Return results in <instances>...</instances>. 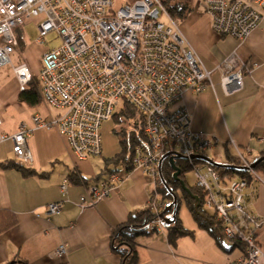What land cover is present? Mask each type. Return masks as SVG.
<instances>
[{
  "label": "built area",
  "instance_id": "obj_1",
  "mask_svg": "<svg viewBox=\"0 0 264 264\" xmlns=\"http://www.w3.org/2000/svg\"><path fill=\"white\" fill-rule=\"evenodd\" d=\"M162 1L135 0L114 11L113 0H0V67L10 63V55L18 47L12 29L23 25L25 18L44 15L37 43L47 33L56 32L60 45L42 54L36 74L21 58L12 65L19 91L36 82L42 103L61 111L50 120L32 117L34 128L55 129L73 156L85 161L101 155V125L117 108L120 111L123 102L130 103L141 115L147 142L146 147L135 148L133 170L145 172L157 182L158 161L171 152L168 148L186 157L194 185L205 194L204 209H211L222 223L225 238L242 245L240 257L231 264H264V253L255 236L264 219L247 211L237 196L244 181L222 184L210 165L193 164L196 160L191 156H205L218 142L192 131L189 112L181 105L188 91H215L218 87L225 95H229V88L238 92L243 86L242 63L233 54L211 66L205 64L173 24ZM202 7L212 18L215 33L241 41L258 26L264 0H202ZM161 14L171 22L170 27L158 21ZM31 131L20 123L15 134H0V142L10 140L15 158L25 165L32 164L27 145ZM226 144L246 176L264 183V171L252 170L246 159L252 150L243 149L244 155L230 140ZM118 181L119 174L114 171L91 180L79 206L95 205ZM69 185L67 177L60 183L62 200ZM62 203L46 205L45 217L58 215ZM63 254V246L54 252L56 257Z\"/></svg>",
  "mask_w": 264,
  "mask_h": 264
},
{
  "label": "crops",
  "instance_id": "obj_2",
  "mask_svg": "<svg viewBox=\"0 0 264 264\" xmlns=\"http://www.w3.org/2000/svg\"><path fill=\"white\" fill-rule=\"evenodd\" d=\"M261 14L258 26L241 41L215 33L205 13L195 11L180 23L181 33L205 64L211 66L234 54L243 66V88L232 96L223 95L219 88L217 97L211 88L183 94L181 105L189 112L191 130L213 137L228 152L231 147L227 140L238 148H257V157L264 155V11ZM19 37L21 55L11 54L17 58L16 62L10 59L11 65L22 58L36 74L43 52L37 50L35 42L26 44ZM12 75L7 83L0 80V134L11 136L17 132L18 121L25 123L32 130L27 138L32 164L27 166L48 175L25 178L14 170L0 169V210H8L17 218L13 228L0 234V264H122L121 256L113 249V234L131 214L151 206L149 197L157 182L145 172L132 169L127 174L120 173L122 180L116 189L93 206H79L80 197L86 195L82 183H70L62 200V180L71 171L84 175L77 167L66 164L70 151L64 138L55 129L34 128L32 121L37 115L50 120L61 111L42 102L34 107L21 103L19 85ZM209 154L204 155L214 162L221 156L211 149ZM8 160L20 162L10 140L0 142V163ZM247 195V209L264 219V187L248 188ZM58 201L63 202L61 212L45 217L44 207ZM190 231L192 237H182L174 245L168 243L164 230L137 238L133 246L136 264H231L239 257L240 250H236L238 255L233 260L218 249L207 232L194 228ZM255 236L264 253V226ZM60 246L64 254L56 257L54 252Z\"/></svg>",
  "mask_w": 264,
  "mask_h": 264
},
{
  "label": "trees",
  "instance_id": "obj_3",
  "mask_svg": "<svg viewBox=\"0 0 264 264\" xmlns=\"http://www.w3.org/2000/svg\"><path fill=\"white\" fill-rule=\"evenodd\" d=\"M162 3L166 11L171 16L177 14L179 17L182 18L185 16L188 10L186 3L177 2L170 5V0H164L162 1ZM17 38L19 41L21 40L20 37L17 36ZM18 100L29 107L39 105L42 101L37 83H31L28 88H26L24 91H20L18 95ZM111 118L117 122H120L119 119L123 118V122H126L128 124V127L130 128H128V131L126 130L123 133V139L119 140V152L116 153L113 157L104 161L105 167L99 175L93 178L94 181H97L101 177V175L105 173L113 171H121L125 173L131 171L133 169V158L135 148H144L147 144L146 137L143 132L141 115L132 107L130 103L126 101L123 102V106L120 111L116 112ZM116 135H118V132H116ZM201 163L205 162L201 160H196L193 162V164ZM223 164H225L224 168H216L210 165L214 170L219 173L222 184H227L232 179L245 178L247 172L243 169H240L239 166H237L236 164V160L229 154L227 155V161L223 162ZM111 165H113L114 169L109 168V166ZM175 166L180 171L179 178L183 180L184 185L189 188L192 195L198 197L200 207L197 211L194 210V200L184 190H182L180 184L177 181L173 180V171L171 170L167 159H163L160 165L162 180L177 198V205L174 211V222L170 226L165 227L163 225V222L159 218V214L162 212V210L159 211L158 208V210L154 212L151 206L139 210L134 214H131L126 223L121 224L117 227L112 239L113 249H115V251L121 256L122 264H136V256L133 251L134 241L139 237L146 235L149 236L156 232H159V228H161L162 231H165L166 239L171 245H174L182 237L193 236V232L185 229L177 216L180 203L185 204L187 210L190 213L191 218L197 224L198 228L202 229L210 235L218 249H220L225 254H231L236 248L241 249L239 243H236L232 246H227L226 244H224V236L222 234V223L217 220L213 213H209L203 207L205 198L204 192L198 189L195 185L189 186L185 182L184 174L189 169L192 170V166L189 165V163L185 160H177L175 162ZM0 169L14 170L25 178L37 175L45 177L48 175L46 173H37L35 170L31 169L27 165L14 160H8L0 163ZM256 169L258 171L264 170V161L259 163L256 166ZM66 177L71 184L82 183L86 186L91 181L89 179L81 177L76 171H71ZM156 184L158 186L155 197L159 196V205H166L171 202L172 194L168 192L167 188L164 187L159 178ZM200 214H203V216H201ZM170 215L171 213L165 214L166 217H169ZM16 224L17 218L14 213L8 210H0V234L10 230ZM21 263L25 264L24 262ZM6 264H16V262L11 261L7 262Z\"/></svg>",
  "mask_w": 264,
  "mask_h": 264
},
{
  "label": "rangeland",
  "instance_id": "obj_4",
  "mask_svg": "<svg viewBox=\"0 0 264 264\" xmlns=\"http://www.w3.org/2000/svg\"><path fill=\"white\" fill-rule=\"evenodd\" d=\"M134 1L135 0H113L112 9L114 11H116L121 6H124L125 4H131ZM177 2L178 3H186L187 4L188 10H187L185 16L181 18L177 14H174L173 16H171L168 13V15H169L171 21L173 22V24L174 25H177L179 31L181 32V30H180V23L189 14H192L195 11H197V12H199L201 14H204L205 13V10L202 7V0H170V5H172L174 3H177ZM205 15L209 16L208 13H205ZM43 20H44V15H42V14H40L39 16H36V17L25 18L23 25H19L20 27L19 26H16V27H14L12 29V33L14 34V36H15V38L17 40V43H18V47H17V49H16L15 52L18 53L19 56L21 55L19 53L20 52L19 51V49H20V46H19L20 41L17 38V36L19 37V35L22 37L23 41L26 44H29L31 42H35L36 43L37 50H40L43 53L46 52V51H48V50H50V49L56 48V47H58L60 45L61 39L58 37V35L56 34V32H49V33H47L44 36L42 42L41 43H37V39L39 37V35H38V26L40 25L41 22H43ZM210 20H212L211 17H210ZM158 21L161 22L165 27H170L172 25L171 22L168 19H166L162 14L159 16ZM260 21L261 20H259V23H260ZM211 27H212V23H211ZM18 32H20L19 35H18ZM182 36L185 38V36L183 34H182ZM219 36H221V35H219ZM224 36H229V35H224ZM232 37L235 38L236 40H239L240 41V39H238L237 37H234V36H232ZM33 49L35 51H37L34 47H33ZM232 55L233 54H230V55L226 56V58L227 57H230ZM10 59L13 60V61L15 60L14 62L17 61V58H16L15 55L11 56ZM40 59H41V57H40ZM237 59L239 60V62H241V60L239 58H237ZM38 63H39V60H38V58H36L35 59V64L38 65ZM29 64H30V62H29ZM30 67H31V64H30ZM11 70H12L11 61H10V63L8 62V63L4 64V66L0 67V78H1L0 80H2L3 83H7L9 81V79L12 78L13 71H11ZM33 74H34V72H33ZM242 75H243V73H242ZM36 81L39 83V77H36ZM242 88H243V86H242ZM231 89L232 88H229L228 90H226V93H229V95H225L221 89H219V90H220V93H222L225 96H232V95H234V94H236V93H238V92L241 91V89H240L238 92L235 91V90H234L235 91L234 92ZM212 93L214 94V96L217 97L216 89ZM118 110L119 109L117 108L115 110V112H118ZM122 119L123 118H120L119 119L120 122H117L114 119L110 118L109 120L105 121L101 125V129H100L99 133L101 135V140H102L103 147H102V152H101V155L100 156H98L96 158L95 157H89L86 161H78L73 156V154L70 152L69 153L70 156L68 155L66 164L68 166H75V167H77L81 171V173L84 175V177H86L87 179H92L93 178L92 176H94L95 174H98L101 170L104 169V167H105L104 161L106 159H109V158L113 157L116 153L119 152V148H120V142H119V140H122L123 139V133L126 130L128 131V128H130V127H128V124L126 122H123L124 119L123 120ZM20 123H22V121H18V125ZM116 132H118V135L119 134L120 135L119 136L116 135ZM232 145H235V144L232 142ZM246 148H248V147H245L244 149H246ZM171 149H173V148H168L167 151H172ZM210 149L211 150H215V151H219L221 153L220 158H217V162H219V161L226 162L227 161V155L228 154L232 157L231 152L230 151L228 152V150L226 149V147L225 146H222L221 144H217V145L213 146ZM210 149L206 151V155H210L209 154L210 153ZM237 149L240 150L245 155V152L242 151L243 148H237ZM256 157H257V148L255 150V148L253 147L251 153H249L246 156V159H247L248 162L251 163L253 160H255ZM206 164H208V163H206ZM109 168L114 169L113 168V165L109 166ZM252 170H254L256 172L258 171L256 168L255 169H252ZM260 171H264V170H260ZM117 173L119 174V181L115 184L114 189H116L117 184H119V182L122 180V176L120 175V173H122V172L119 171ZM127 173L128 172H125V174H127ZM184 175H185V182L187 183V185L194 186L193 171L191 169H189ZM232 180H234L235 183H236V181H244L245 186L243 188H241L239 190L238 194H237V196H239L243 200V202H246L249 199V196L247 195L248 188H254L256 186H263L264 187L263 181L262 180L261 181H258V178L257 177H255V178H249L248 176L245 175V178L244 179H242V178L241 179L240 178H236V179H232ZM250 180H253L254 183L252 184ZM87 186H90V185L87 184L86 187ZM111 192L106 197H108L111 194ZM155 195L156 194L151 195L149 197V202H148L151 205L152 210L154 212H156L158 210V208H159V211L160 210H163V207L165 206V205H159V201H158L159 200V196H156L155 197ZM245 207H246V205H245ZM246 210L247 211H250L252 213V210H248L247 207H246ZM207 211L209 213H213L211 209H208ZM177 216L180 219L181 224L183 225V227L185 229H187V230L189 229L190 230L191 228H194L195 230H199L197 224L191 218L190 213L187 210V208H186V206H185L184 203H180ZM159 229L162 230L161 228H159ZM200 230H202V229H200ZM212 241H213V239H212ZM223 241H224V244H226L227 246H232V245H235L237 243L236 242L237 241L236 239H234V241H233V240L227 239L225 237L223 238ZM257 245L259 246L258 241H257ZM240 246H241V249L236 248V249H234V251L230 255L228 254V256H230L231 259L234 260L237 257L238 251H236V250H240V255H241L242 245H240ZM240 255H239V257H240Z\"/></svg>",
  "mask_w": 264,
  "mask_h": 264
},
{
  "label": "water",
  "instance_id": "obj_5",
  "mask_svg": "<svg viewBox=\"0 0 264 264\" xmlns=\"http://www.w3.org/2000/svg\"><path fill=\"white\" fill-rule=\"evenodd\" d=\"M20 92V91H19ZM163 159H167V162L171 168V170L173 171L172 173V178L174 181H177L182 190H184L189 196H191V198L194 200V210L197 211L198 208L200 207V203H199V199L197 196H194L191 194L190 190L188 187H186L184 185L183 180H181L179 178L180 175V171L179 169L175 166V162L177 160H186V157H183L181 155H179L178 153L171 151V152H166L165 154H163L161 156V158L158 161V178L160 179V181L162 182V184L164 185L165 188H167L168 192L170 194H172V200L171 202H169L168 204L165 205L164 209L162 210V212L159 214V218L161 219V221L163 222V225L165 227L171 225L174 222V211L177 205V198L176 196L170 191V189L166 186V184L164 183V181L162 180L161 177V171H160V165ZM190 159L192 160H201L203 162L208 163L209 165H212L216 168H224L225 164L223 163H217L212 161L210 158L206 157V156H191ZM262 161H264V155L258 156L255 158V160H253L250 164V168L251 169H255L256 166L261 163ZM240 169H243L241 167H239ZM244 170V169H243ZM167 213H171V215L169 217H166L165 214ZM201 216H203V214H200Z\"/></svg>",
  "mask_w": 264,
  "mask_h": 264
},
{
  "label": "flooded vegetation",
  "instance_id": "obj_6",
  "mask_svg": "<svg viewBox=\"0 0 264 264\" xmlns=\"http://www.w3.org/2000/svg\"><path fill=\"white\" fill-rule=\"evenodd\" d=\"M157 186H158V185H157ZM157 186H156L155 190L151 193V195L156 194Z\"/></svg>",
  "mask_w": 264,
  "mask_h": 264
},
{
  "label": "bare ground",
  "instance_id": "obj_7",
  "mask_svg": "<svg viewBox=\"0 0 264 264\" xmlns=\"http://www.w3.org/2000/svg\"><path fill=\"white\" fill-rule=\"evenodd\" d=\"M218 88V87H217ZM217 88H216V91H217Z\"/></svg>",
  "mask_w": 264,
  "mask_h": 264
}]
</instances>
